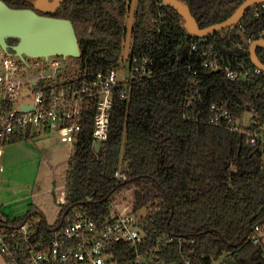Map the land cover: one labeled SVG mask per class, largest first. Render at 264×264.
Here are the masks:
<instances>
[{
    "label": "trees",
    "instance_id": "trees-1",
    "mask_svg": "<svg viewBox=\"0 0 264 264\" xmlns=\"http://www.w3.org/2000/svg\"><path fill=\"white\" fill-rule=\"evenodd\" d=\"M3 1L35 9L37 0ZM181 1L199 25L207 27L228 19L245 0ZM131 2L63 0L53 12H37L73 22L81 54L58 57L65 59L71 74L80 75V81L91 82L99 72L107 74L126 61ZM240 31L249 41L262 38L264 5L248 8L232 27L200 37L188 31L184 17L165 0H137L127 59L153 60L152 75L137 79L129 100L116 96L109 137L99 150L92 144L93 114L84 120L68 163L65 202L54 226L64 214L67 219L78 212L99 225L113 220L109 196L133 186L142 234L139 246L150 249L161 264H181L189 254L197 264H212L223 254H230L237 264H264L258 245L248 238L240 243L246 231L264 219L262 148L231 125L211 121V105L216 104L229 109L230 124L250 115L253 123L244 127L264 136V71H255L249 53L229 56L220 51V46L242 45ZM192 40L197 49L190 53ZM17 41L8 38L10 44ZM257 53L264 63V48L258 47ZM221 57L218 69L203 65ZM230 67L237 78L227 76ZM30 136L14 134L4 143ZM124 164L127 179L115 175ZM39 212L33 206L14 218L0 213V231L13 245L24 243L23 234L11 233L26 222L30 231L35 229L33 242L46 237L54 226L44 223ZM114 248L123 263L133 257L135 244L121 241Z\"/></svg>",
    "mask_w": 264,
    "mask_h": 264
},
{
    "label": "built area",
    "instance_id": "built-area-1",
    "mask_svg": "<svg viewBox=\"0 0 264 264\" xmlns=\"http://www.w3.org/2000/svg\"><path fill=\"white\" fill-rule=\"evenodd\" d=\"M264 5V4H261ZM264 38V34L262 35ZM190 53L197 49L192 40ZM223 54V53H221ZM205 60L204 66L218 69L224 58ZM127 76L120 78L119 69L107 74L99 72L91 82L80 81L79 74H71L68 63L56 55L31 57L6 52L0 46V146L14 134L47 133L56 131L65 142L75 146L84 120L93 118L92 144H101L109 137L111 115L116 96L129 100L133 84L137 79L152 75L153 60L148 57L126 59ZM257 73L262 69L255 66ZM227 76L238 77L230 67ZM32 105L24 109L23 105ZM214 111L211 121L231 125L240 133L248 135L253 146H260L264 155V136L261 131H250L244 126L253 123L248 116L243 122L230 124L232 114L226 107L211 105ZM95 112V113H94ZM226 121V122H224ZM1 169V167H0ZM115 175L127 179L119 167ZM113 220L99 225L89 215L78 212L66 216V223L58 224L48 236L41 235L32 241L30 224L24 222L12 231V235L23 234L24 243L13 245L6 233L0 231V251L8 264H161L149 254L150 249H141L142 239L139 215L135 211V188L129 186L114 191L109 196ZM121 204V210L116 205ZM38 223L39 221H35ZM35 225V224H34ZM260 247L264 258V230L256 223L247 237ZM128 241L135 244L134 255L121 263L115 253V244ZM230 254H223L212 264H237L227 260ZM233 259V258H232ZM181 264H197L193 254L184 257Z\"/></svg>",
    "mask_w": 264,
    "mask_h": 264
},
{
    "label": "water",
    "instance_id": "water-1",
    "mask_svg": "<svg viewBox=\"0 0 264 264\" xmlns=\"http://www.w3.org/2000/svg\"><path fill=\"white\" fill-rule=\"evenodd\" d=\"M63 0H37L35 8L43 12H53L62 3ZM169 5L173 6L186 20L188 31L192 35L204 37L214 31H221L232 27L239 22L245 15L248 8L255 5L264 4V0H245L238 9L228 19L212 24L207 27H201L192 14L188 5L181 0H165ZM137 0H132L128 17L127 34L124 47V58H128L131 50L133 27L135 21ZM242 37V45L233 49L220 46V51L229 56L237 54H250V57L256 67L264 71V63L258 56L257 48H264V38L249 41L244 32L240 31ZM14 37L18 41L9 43L8 38ZM245 45H248L246 48ZM0 46L8 53L18 55L24 59V55L31 57H49L51 55H61L64 58L74 56L79 57L81 54L77 34L70 19L55 17L52 15L38 13L32 8H16L9 6L3 0H0ZM12 49V52H10ZM32 105H23L24 109L31 108ZM96 150H99L100 143H96ZM122 172L127 171V164L122 165ZM128 180H125V183ZM44 223L46 218L39 212ZM65 214L61 217L59 223L64 221ZM264 219L259 223H263ZM254 226L250 227L240 243L247 239ZM239 243V244H240ZM229 262L234 263L235 260L227 258Z\"/></svg>",
    "mask_w": 264,
    "mask_h": 264
},
{
    "label": "rangeland",
    "instance_id": "rangeland-1",
    "mask_svg": "<svg viewBox=\"0 0 264 264\" xmlns=\"http://www.w3.org/2000/svg\"><path fill=\"white\" fill-rule=\"evenodd\" d=\"M126 64L120 62V78L128 74ZM30 135L0 146V213L14 218L36 206L54 226L65 202L67 168L74 148L56 131L33 130ZM116 207L121 210L120 203ZM0 264H8L2 253Z\"/></svg>",
    "mask_w": 264,
    "mask_h": 264
},
{
    "label": "flooded vegetation",
    "instance_id": "flooded-vegetation-1",
    "mask_svg": "<svg viewBox=\"0 0 264 264\" xmlns=\"http://www.w3.org/2000/svg\"><path fill=\"white\" fill-rule=\"evenodd\" d=\"M35 10L37 11V9L35 8Z\"/></svg>",
    "mask_w": 264,
    "mask_h": 264
},
{
    "label": "crops",
    "instance_id": "crops-1",
    "mask_svg": "<svg viewBox=\"0 0 264 264\" xmlns=\"http://www.w3.org/2000/svg\"><path fill=\"white\" fill-rule=\"evenodd\" d=\"M1 253V252H0Z\"/></svg>",
    "mask_w": 264,
    "mask_h": 264
}]
</instances>
